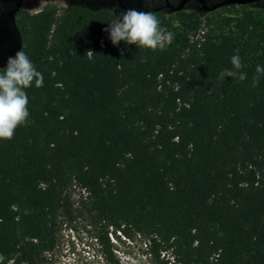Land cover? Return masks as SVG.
Wrapping results in <instances>:
<instances>
[{
	"label": "trees",
	"instance_id": "16d2710c",
	"mask_svg": "<svg viewBox=\"0 0 264 264\" xmlns=\"http://www.w3.org/2000/svg\"><path fill=\"white\" fill-rule=\"evenodd\" d=\"M112 18L45 6L16 20L43 83L0 139V264H46L79 217L105 264L117 231L142 236L150 264H264V22L158 16L172 40L148 49L112 45ZM234 53L246 78L217 79Z\"/></svg>",
	"mask_w": 264,
	"mask_h": 264
},
{
	"label": "clouds",
	"instance_id": "9594fccd",
	"mask_svg": "<svg viewBox=\"0 0 264 264\" xmlns=\"http://www.w3.org/2000/svg\"><path fill=\"white\" fill-rule=\"evenodd\" d=\"M147 2L148 0H141L142 5ZM168 3L175 5L178 0H168ZM112 9L113 18L103 29L112 45L118 46L119 42L123 41L126 45L163 49L171 42L172 32L161 26L157 15L152 11L136 7L120 9V0H113ZM229 60L231 68L222 69L217 74V79L224 81L227 76L244 80L247 74L241 70L243 66L239 54L234 53ZM261 75H264V66L257 64L255 75L251 79L253 87ZM42 83V74L22 48L6 57L5 65L0 67V139H10L17 126L26 122L29 111L25 89L39 87Z\"/></svg>",
	"mask_w": 264,
	"mask_h": 264
},
{
	"label": "rangeland",
	"instance_id": "374dc122",
	"mask_svg": "<svg viewBox=\"0 0 264 264\" xmlns=\"http://www.w3.org/2000/svg\"><path fill=\"white\" fill-rule=\"evenodd\" d=\"M246 11L245 9H243ZM38 9H30L28 12H36ZM59 12L62 9L58 10ZM199 17V16H197ZM235 17L226 14V11H220L212 14L203 20L212 22L213 24H227L233 21ZM200 19H202L200 17ZM190 18L178 20L175 15L166 17L168 28L171 26H179L187 23ZM203 21V22H204ZM16 26L12 28V37H0V64L6 62V57L14 54L17 45ZM82 193H84L82 191ZM72 197L75 202L81 196L77 187L71 190ZM59 239L56 247L47 255L46 264H105L101 258L95 241L91 236L89 227L82 217L76 219L72 224L64 223L59 231ZM113 252L118 259L119 264H150L149 257L146 252L145 239L140 235H132V237H124L117 231L110 236Z\"/></svg>",
	"mask_w": 264,
	"mask_h": 264
},
{
	"label": "flooded vegetation",
	"instance_id": "af4514ba",
	"mask_svg": "<svg viewBox=\"0 0 264 264\" xmlns=\"http://www.w3.org/2000/svg\"><path fill=\"white\" fill-rule=\"evenodd\" d=\"M224 0H178V3L171 5L168 0H148L141 3V0H120V9L136 7L141 10H150L155 15L164 16L176 15L184 12L193 16L206 18L220 11L235 17L243 9L253 16L255 22H264V0H251L245 3L228 2L210 9L213 5ZM113 0H0V37H12V28L15 26L19 16L30 9H41L45 6L54 9H69L73 6L85 7L88 9H106L113 12ZM119 9L116 10L118 15Z\"/></svg>",
	"mask_w": 264,
	"mask_h": 264
},
{
	"label": "water",
	"instance_id": "95a60500",
	"mask_svg": "<svg viewBox=\"0 0 264 264\" xmlns=\"http://www.w3.org/2000/svg\"><path fill=\"white\" fill-rule=\"evenodd\" d=\"M249 1H251V0H224L223 2H220V3L213 5L212 7H210V9L215 8V7L222 5V4L228 3V2L245 3V2H249Z\"/></svg>",
	"mask_w": 264,
	"mask_h": 264
}]
</instances>
